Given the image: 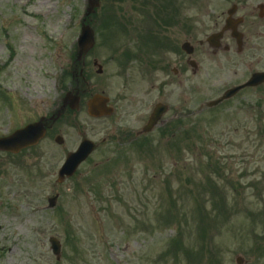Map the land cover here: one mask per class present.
<instances>
[{
	"label": "rangeland",
	"instance_id": "1",
	"mask_svg": "<svg viewBox=\"0 0 264 264\" xmlns=\"http://www.w3.org/2000/svg\"><path fill=\"white\" fill-rule=\"evenodd\" d=\"M230 1L233 2V0H205V3L217 5V8L212 10H221L229 7ZM240 1L238 3L244 6L246 0ZM130 5L129 0L116 2V6H122L124 10H129ZM85 7L86 0H0V91L5 93L0 95V132L30 121L40 114L45 116L49 112H54L60 105L57 100L62 93L65 94L74 88L73 83L68 84V77H62L63 72L69 69L71 64V54L80 31ZM203 11L205 12L197 6H192L189 16L196 18L203 14ZM101 12L102 9L97 14L100 16ZM241 12L247 14L248 9L245 8ZM92 22L94 25L92 28L95 27L98 32L95 34L96 48L87 56L86 61L99 55L104 56L105 61L112 49L117 47V43L128 42L125 39L119 41L115 39L112 43L100 47L106 34L107 23H103L101 19L99 23L97 19ZM112 22H115V19ZM125 46L129 50V45ZM260 61L263 62V59L260 58ZM251 62L255 64L254 60ZM114 69L113 65H107V73L105 72L103 78L95 76L91 67L84 69L86 81L91 79L94 86L92 93L102 88L107 90L106 92L117 94V85L109 83L110 76H107L113 73ZM248 72L242 65H235L218 71L216 76L224 85L229 80L237 83L245 80ZM227 76L229 80L224 82L223 79ZM203 83L205 90L200 92L201 97L196 100L205 101V106L208 101L216 99L221 93L207 91L209 83L205 80ZM241 95V100L235 98L230 104L218 108L213 113L209 112L210 110L200 111L198 118L234 117L236 124H239L238 121L242 122L243 119L240 115L243 111L239 108L237 111H232L229 108L239 101H263L264 88L247 90ZM9 99L15 100L18 104L15 116H10L4 110ZM199 108L203 107L199 106ZM70 119V123L87 122L83 106L75 115H71ZM218 119L219 124L215 126L217 131L224 128L223 122ZM254 120L253 117L247 122L253 132ZM90 123L95 129L94 133L97 132L93 141H99L102 138L99 132L104 126L94 121ZM261 123L264 128V119ZM57 132L55 126L48 132L43 143L45 174L43 203L34 199L30 200L28 208L18 206L19 212L27 215L28 218L25 221H18V229L14 224L8 226L3 238L0 233V241L8 248L4 250V258L0 264H70L80 259L79 255L82 252L83 264H153V260H157L158 264H184L190 262L184 255L187 247L190 259L197 264H236V257L242 258V264H264V184L258 181L259 175L249 177L244 175V179H241L237 186L234 184L231 193L225 187V183L215 186L213 182L204 178L202 180L203 170L198 169V161L201 160L206 166V162L211 160L203 159L199 149L191 151L189 148L182 156V172L177 170L173 175L185 181V174L188 173L192 182L190 184L187 182L183 187H188L191 197L200 202L201 216H198L200 227L203 226L209 234L212 233V236L208 246L203 242L208 241L209 236L205 239L201 237V233L197 237L187 235L186 246L179 248L171 245L175 242V238L171 241V237L182 231L177 228L178 221L174 217L168 220L170 224L161 227L158 225L157 233L150 227L154 223V213L163 208L160 194L164 178L171 170L172 161L169 156L155 154V156H141V160L138 159L139 157H123L122 161L130 162V165L126 166V163L120 165L119 169L122 172H116L108 178L106 175H96L97 172L103 171L102 168L92 171V167L83 166L76 179L57 186L55 180L61 157L52 141ZM62 132L71 135L72 132L75 133V128L71 130L65 127ZM244 139L243 131H240L237 142ZM257 143L259 142L254 138L250 139L248 148L250 144L255 148ZM211 152L209 153L213 160L218 162V157ZM240 154L241 152L237 153L235 160L229 162L232 168L229 170L232 173L229 179H238L241 175L238 170L245 166L239 160ZM225 158L228 159L230 156ZM98 160H101V157L95 154L91 162ZM176 161L179 163V158H176ZM214 161H211L212 168L217 167ZM255 168L264 170V164L260 163ZM154 170H157L156 178L152 172ZM85 177H88L86 181L96 186L92 189L88 187V182H82ZM106 180H112L115 185L112 188L105 187ZM170 180L174 178L171 177ZM246 182L251 184L253 189H250ZM200 185L204 188L201 196L197 194V188L195 189ZM96 187L98 190L104 188V192L98 194L97 189H94ZM256 189L260 190L259 193ZM55 193L59 194L56 206L48 209L47 199ZM176 196L173 194V197ZM184 197L181 201L187 205L186 216L189 215L187 216L189 221L190 218L196 217L190 215L189 211L194 207V201L189 195ZM214 197L216 200L218 197L224 199L227 210L234 209L232 215L235 214L232 226L228 230L223 229L220 236L214 232L217 231L216 225L208 224L209 220H213L212 215L209 212L207 215L205 213L211 211L226 219H229V214L226 209L217 210L213 204ZM115 198L117 199L113 201ZM203 202H207L206 207ZM41 205H44V212H40ZM177 207H182L181 202ZM245 210L249 211L245 212ZM61 218L65 221L62 222ZM134 219L138 221V226L135 225ZM213 221L217 224L223 222V220ZM141 225L143 226L140 227ZM184 225V221H181L182 228ZM72 230L76 233L72 234ZM196 231L197 229L194 228L193 232ZM247 231L254 232L255 235H263L260 240L252 237L250 240ZM50 236L57 237L61 242V259L58 262L49 251L47 240ZM195 238L198 239L197 242Z\"/></svg>",
	"mask_w": 264,
	"mask_h": 264
},
{
	"label": "flooded vegetation",
	"instance_id": "2",
	"mask_svg": "<svg viewBox=\"0 0 264 264\" xmlns=\"http://www.w3.org/2000/svg\"><path fill=\"white\" fill-rule=\"evenodd\" d=\"M248 2L239 8L235 4L236 11L232 15L233 19L242 18L236 27L241 38L240 47L236 46L229 32H224L218 48L204 49L202 40L205 39L208 48L206 38L219 33L226 12H204L190 20L189 0H152L151 3L134 7L132 18L129 14L124 15L126 23H133L134 36L129 44L133 51L119 50L122 53L117 58L113 57L116 62L113 77L119 81V94L108 92L107 105L113 109V113L99 119L103 122V134L106 135L100 142L107 147L103 149V155L120 153L128 143L131 147V144L141 146L158 138L171 141L179 132L185 139L187 132L184 121L187 119L190 78H206L214 87L219 84L223 86L222 80L216 79L215 75L222 65L235 64V56L242 54L257 61L256 66L260 65L262 58L259 70L264 72V4L258 9V5L255 8L251 4L253 0ZM245 8L249 12L238 15ZM205 27L207 30L202 32L201 29ZM185 43H190L194 48L192 58L196 64L193 66H190L189 56L182 51ZM76 84L74 91L80 99L84 97L87 100L95 94L92 93L94 86L91 79L86 81L79 76ZM99 92L105 95V91ZM159 103L166 105L167 110L153 129L144 133L143 128ZM84 135V132H78L70 145L77 144ZM131 150L135 151L132 147ZM43 160V140L16 154L0 152V173L4 171L1 173L6 179L4 185L10 186L8 197L27 198L33 189H36L37 195L40 194L44 184ZM2 193L1 184L0 214L6 217L11 213V204L6 200L5 193L2 197Z\"/></svg>",
	"mask_w": 264,
	"mask_h": 264
},
{
	"label": "water",
	"instance_id": "3",
	"mask_svg": "<svg viewBox=\"0 0 264 264\" xmlns=\"http://www.w3.org/2000/svg\"><path fill=\"white\" fill-rule=\"evenodd\" d=\"M99 0H89L88 1V7L86 10V15H89L94 12V9L98 7ZM93 44V33L90 30L89 27L83 26L81 28V33L77 41V47H78V58L82 54H84ZM254 80H260L259 77H255ZM248 85H255L252 82L248 83ZM69 102L70 108L76 109L78 107V99L75 97L70 96L69 94L65 97V100ZM105 100L100 96H94L93 99L88 104V114L93 117H99L103 115L105 112L103 110ZM44 135V127L41 122H38L36 124L27 126L25 129L20 130L18 132H15L12 136L0 139V149H12L13 145H16L14 147H24L31 143L36 142L38 139H40ZM93 147L87 143L84 142L80 145L79 149L74 153L68 156L64 166L59 172L60 178L63 177V175H66L67 177L71 176L77 167V165L84 160L87 155L92 151ZM53 203L51 202V205ZM52 244V249L55 254H58L59 252V245L57 242H55L53 239L50 240Z\"/></svg>",
	"mask_w": 264,
	"mask_h": 264
}]
</instances>
